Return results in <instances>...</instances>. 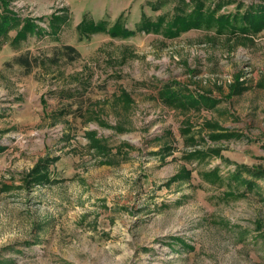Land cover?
<instances>
[{
	"label": "rangeland",
	"instance_id": "rangeland-1",
	"mask_svg": "<svg viewBox=\"0 0 264 264\" xmlns=\"http://www.w3.org/2000/svg\"><path fill=\"white\" fill-rule=\"evenodd\" d=\"M9 2L36 26L0 41V264H264V175L235 197L202 177L264 168V29L246 22L264 0ZM83 21L134 32L80 36ZM26 50L31 69L13 61Z\"/></svg>",
	"mask_w": 264,
	"mask_h": 264
},
{
	"label": "trees",
	"instance_id": "trees-1",
	"mask_svg": "<svg viewBox=\"0 0 264 264\" xmlns=\"http://www.w3.org/2000/svg\"><path fill=\"white\" fill-rule=\"evenodd\" d=\"M10 0H0V7H2V11L0 12V41L4 39V36H7L10 29L16 27L19 28V24L22 23V26L17 30L16 35L13 38L14 43H20L19 41H24L25 38L29 33H34L35 30V23L30 19L27 18L23 22H21V19L19 16L16 15L15 12H13L10 8ZM260 11H258V14L255 12L254 14H248L246 15V22H249L248 26H251L255 31L264 29V19H262L261 15L259 14ZM264 13V11H263ZM258 17V19H257ZM65 20V16H61L59 14H53V16L49 20V28L52 32V35H57L62 22ZM145 22L142 21L140 27H145L147 29H158L160 30L164 27L162 24L164 23L163 18H160V20H157L156 22L152 23L147 19H144ZM93 21H83V23L79 26L82 31L80 32V36H85L89 33L90 30L95 31H107L111 36L114 35H127L134 30L130 28H126L120 23H115L111 27H106V24L104 21H99L96 24H93ZM164 27V34H167L168 36H177L180 34L181 31H185L191 26H200V13L196 17H191L185 20H181L180 18L175 19L173 21H170V23H165ZM139 27V28H140ZM2 38V39H1ZM63 55L67 57V59H75L79 56V51L72 46L71 44L64 45ZM54 60V59H52ZM13 61L21 65L25 69H31L33 64H38L39 60L38 57L35 55H32L29 50H26L25 52L16 55L13 57ZM7 65H9V62H7ZM236 87V84L230 85V90L233 91ZM192 98L191 96H188ZM213 101V100H211ZM82 112H84V104L82 101H80V104L75 108V114L80 115ZM185 128V127H184ZM183 133L186 132L185 129L182 130ZM91 132V131H90ZM91 134H94L91 132ZM216 137V136H212ZM189 137L188 139H190ZM211 152L217 153L215 149L210 148L209 150H196L194 151L193 155L195 157H204V155L209 154ZM50 163L49 159H43L39 161V163L28 173L27 177H31L32 181L35 182V184H40L44 182H50L51 177H49V174L47 173L48 170V164ZM44 168V169H43ZM249 165L245 164H235V168L232 171H228L227 175H223L218 171V168H211L208 170H204L202 173V177L204 179H209L212 181L213 184L216 186L225 187L226 191L233 192V196L236 195L242 196L245 192H249V190L252 188L255 184V178L259 176L264 175V168H255L251 169ZM43 169V170H42ZM47 169V170H46ZM42 170V171H41ZM182 174V175H181ZM188 175L189 172L186 170H182V173L176 175V177H181L183 175ZM242 190H239L241 189ZM183 245L187 244L182 241ZM173 250H176V248H173Z\"/></svg>",
	"mask_w": 264,
	"mask_h": 264
},
{
	"label": "crops",
	"instance_id": "crops-1",
	"mask_svg": "<svg viewBox=\"0 0 264 264\" xmlns=\"http://www.w3.org/2000/svg\"><path fill=\"white\" fill-rule=\"evenodd\" d=\"M16 33V32H15Z\"/></svg>",
	"mask_w": 264,
	"mask_h": 264
}]
</instances>
